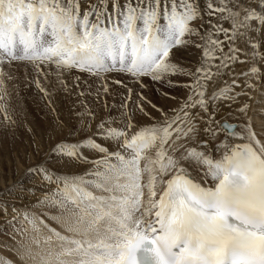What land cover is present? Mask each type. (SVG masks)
Returning <instances> with one entry per match:
<instances>
[{
  "label": "snow or ice",
  "instance_id": "obj_1",
  "mask_svg": "<svg viewBox=\"0 0 264 264\" xmlns=\"http://www.w3.org/2000/svg\"><path fill=\"white\" fill-rule=\"evenodd\" d=\"M15 64L69 92L65 75L75 89L76 73L94 78L106 113L82 105L79 126L36 144L0 190L20 264H264V122L239 100L264 106V0H0V101ZM0 114L15 123L7 104Z\"/></svg>",
  "mask_w": 264,
  "mask_h": 264
},
{
  "label": "rangeland",
  "instance_id": "obj_2",
  "mask_svg": "<svg viewBox=\"0 0 264 264\" xmlns=\"http://www.w3.org/2000/svg\"><path fill=\"white\" fill-rule=\"evenodd\" d=\"M190 51H194V54L199 53L198 50ZM181 62L182 66H187L186 63ZM5 70L13 79H6L8 95L0 103L8 105L9 115L15 123H6L3 119V114H0V165H7L3 175H8L9 178H13L21 169V165L27 160L26 158L33 154V149L36 144L43 145L46 150L47 145L50 143L49 137L55 135V131L61 132L59 128L61 122L64 125L62 130L64 135L68 133L70 128L79 126L78 122L80 117L77 113L84 111L82 105H87L86 101H96L95 85L98 82L94 78L87 77L86 74L76 73V75H81V85L79 89H75L72 88V78L65 75L64 79L67 80L69 88L71 89L69 92L63 89L55 74L49 75L47 80H45L43 76L37 77V74L30 65L15 64L11 68L6 67ZM108 75L111 78L114 74ZM37 78L40 80L41 85L46 88L49 93L48 95H45L37 88L34 82ZM116 78L119 79L120 77ZM184 78L186 77L179 75L172 77L173 81L175 80L174 82L183 80ZM145 83L152 88L157 86L150 80H146ZM90 84L93 85L91 88H89ZM81 90H85L86 93L91 92L92 95L86 94L85 96H78L77 93ZM110 91L111 95L104 97L109 105L108 112L111 115L118 116V111L112 109L111 105H119L121 103V97L125 93L120 86L114 84L110 85ZM169 91L173 94L177 93L176 90L169 89ZM156 97H158L157 94ZM97 108L101 115L106 114L102 106L92 107L93 110ZM256 114L259 115L257 116L258 119H262L261 110ZM16 155L22 156L21 165L16 161ZM0 175H2V172H0ZM35 210L36 212L42 211L41 209ZM0 240V249L4 247L3 245L5 243H11L3 230H0ZM5 250L11 256L14 253L6 248ZM9 254H0V259L6 258L11 261L14 260V264L17 259L14 256H9ZM15 264H20V262L17 261Z\"/></svg>",
  "mask_w": 264,
  "mask_h": 264
},
{
  "label": "bare ground",
  "instance_id": "obj_3",
  "mask_svg": "<svg viewBox=\"0 0 264 264\" xmlns=\"http://www.w3.org/2000/svg\"><path fill=\"white\" fill-rule=\"evenodd\" d=\"M201 2L203 3V0H201ZM198 55H199V53H195L194 54V51H190V52H188L187 53V55L186 56H182L181 57V61H183L184 63H186L187 64V66L188 67H192L194 64H195V62H196V59H197V57H198ZM184 66V65H183ZM186 66V67H187ZM244 67H246L245 65H243V64H237L236 66H235V71L238 73L242 68H244ZM231 79H232V77L231 76H228V75H226V76H224L222 79H218L217 80V84H218V86H220V87H223L224 86V83L225 82H227V83H231ZM177 80V79H176ZM175 81V80H174ZM188 81V77H186V78H184L183 80H178V81H176V82H180V83H183V82H187ZM242 81H243V77H241L240 78V81H239V83H241V86H242ZM159 86L157 85L156 87H149V95H152L153 97H154V99L155 100H157L158 101V97H156V92H155V90L158 88ZM153 89H155V90H153ZM165 90H167V91H169V89H165ZM236 91H239L240 89L239 88H236L235 89ZM122 91V90H121ZM176 92L177 93H175L174 95H177L178 97H181V98H183V96H184V90L183 89H176ZM251 96L253 97V99H249L247 96H245V97H240L239 98V100H240V102L241 103H243V102H245V101H247L250 105H251V107H250V109H249V111H248V117H250L251 119H252V123H253V126H254V128H255V130L256 131H258L259 132V130H260V126H261V122H264V106H262L261 105V97H260V95L257 93V92H252L251 93ZM168 103H171L170 101L168 102ZM86 104H87V106L90 108V109H92V107H95V106H98L97 104H95V102L93 101V100H88V101H86ZM239 105H234L233 107L235 108V107H238ZM262 111V114H261V116H262V119H258L257 118V116H259V115H257L256 113L258 112V111ZM95 111H98V108L95 110ZM117 116V115H116ZM229 122H232V123H241V121L240 120H236V119H234V118H230V121ZM44 127H46L45 125H43ZM63 134V132H58V131H55V137L56 138H59L60 137V135H62ZM64 135V134H63ZM47 149V148H46ZM21 155V154H20ZM30 156V155H29ZM15 159H16V161L21 165V160H22V156H17L16 155V157H15ZM27 159V158H26ZM39 159V157H37L36 158V160H38ZM29 162H35V161H29ZM5 164V163H4ZM26 166V160H25V163L24 164H22L21 165V169L13 176V178H9V176L7 175V176H4L3 175V173H4V171L6 170V167H7V165H3V164H1L0 165V172H2V175H0V190H2V189H4L5 188V186L7 185V184H11L16 178H17V176L19 175V173H22L23 171H24V167ZM87 167H89L88 165H82V166H80V167H78L77 169H75L74 171L75 172H77V173H79V172H82V171H84V170H86L87 169ZM71 171V170H70ZM10 211V210H9ZM36 211V210H35ZM51 222V221H50ZM49 222V223H50ZM4 225V218H3V216L2 215H0V230H2V226ZM2 236V235H1ZM7 240V239H6ZM1 241V240H0ZM7 250H9V249H7ZM5 254V253H7V254H9L8 253V251L6 252V250H5V247H2L1 249H0V254ZM12 253V252H11ZM13 255L11 256L10 254H9V256H11V257H16V262L18 261V262H20L19 260H18V258H17V256H16V254L15 253H12ZM8 256V257H9ZM3 257H4V255H3ZM4 259V258H3ZM15 259V258H14ZM14 261V260H13ZM15 262V263H16ZM14 263V264H15Z\"/></svg>",
  "mask_w": 264,
  "mask_h": 264
}]
</instances>
